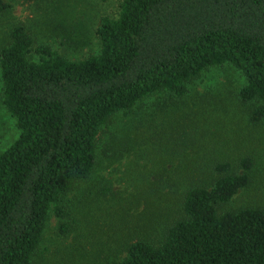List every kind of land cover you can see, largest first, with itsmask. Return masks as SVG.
I'll list each match as a JSON object with an SVG mask.
<instances>
[{"label": "trees", "instance_id": "1", "mask_svg": "<svg viewBox=\"0 0 264 264\" xmlns=\"http://www.w3.org/2000/svg\"><path fill=\"white\" fill-rule=\"evenodd\" d=\"M9 8L0 0V19ZM95 33L99 51L82 58L39 42L23 24L1 45L3 102L19 136L0 151V264H38L52 214L61 233L71 231L65 196L94 178L105 126L144 99L163 92L186 98L205 72L229 64L245 77L238 100L249 120L264 123V0H121ZM195 117L182 119L197 124ZM186 126L177 120L171 134ZM222 127L231 130L224 121ZM130 142L109 147L108 158L123 156ZM220 144L199 145L184 174L150 182L155 195L142 196L149 197L144 220L128 229L114 219L108 227L124 239L98 248L104 257L95 254L90 262L87 253L77 261V254L70 261L264 264V205L223 209L251 185L255 155L230 156L224 150L232 144ZM168 182L170 190L159 195ZM112 191L102 188L103 195Z\"/></svg>", "mask_w": 264, "mask_h": 264}, {"label": "rangeland", "instance_id": "2", "mask_svg": "<svg viewBox=\"0 0 264 264\" xmlns=\"http://www.w3.org/2000/svg\"><path fill=\"white\" fill-rule=\"evenodd\" d=\"M7 1L10 8L0 19V48L13 26L23 24L39 42L48 43L69 57L82 58L99 51L96 28L102 16L115 14L121 0ZM244 85L242 73L226 64L212 68L194 81L186 98L172 100L166 92L157 93L140 102L133 112L116 115L102 132L101 161L94 178L77 185L65 196L64 204L71 211L67 219L72 223L71 231L61 233L59 219L52 214L37 254L38 264H79L74 259L70 261L77 254V261H82L87 253L90 262L95 254L104 257L105 251L98 248L103 244L108 248L113 239L115 244L124 239L121 232L115 235L108 225L117 219L125 228L139 227L149 201V197L142 196L155 195V190L148 189L149 183L184 174L182 166L200 153L199 145L217 148L227 139L232 146L224 151L230 156L242 151L253 153L256 165L251 171V185L223 209L264 205V123L254 125L242 108L238 93ZM208 92L215 95L211 100L204 99ZM192 113L197 124L186 119ZM177 120L187 126L171 134L170 128ZM223 121L230 132L222 127ZM190 135L201 141L192 143L194 139ZM18 136L15 119L3 102L0 74V151L7 149ZM126 142L131 143L130 150L118 159L108 158L109 147ZM124 149H120L122 154ZM105 186L113 191L103 195ZM170 188L168 182L158 189L159 195ZM164 205L167 211H174L173 205L168 207L167 202ZM156 210L158 214L164 211L160 207ZM152 217L156 218L152 214L146 219ZM76 246L80 249L73 251Z\"/></svg>", "mask_w": 264, "mask_h": 264}]
</instances>
